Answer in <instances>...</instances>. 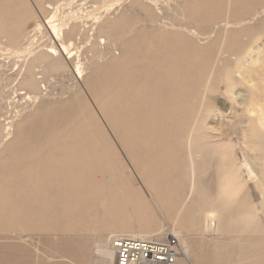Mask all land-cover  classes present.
Masks as SVG:
<instances>
[{
  "label": "rangeland",
  "instance_id": "rangeland-1",
  "mask_svg": "<svg viewBox=\"0 0 264 264\" xmlns=\"http://www.w3.org/2000/svg\"><path fill=\"white\" fill-rule=\"evenodd\" d=\"M113 1L0 0V55L28 44L35 24L57 7L60 17L83 11L72 26L81 27L89 14L114 18L104 23V63L98 65L100 52L92 48L84 54L93 64L83 82L47 73L46 100L29 108L22 99L10 102L13 64L0 68V89L8 90L0 94V125L10 123L13 134L0 152V264H95L96 243L111 245L119 228L140 225L161 226L181 247L184 239L187 264H264L257 177L241 170L219 235L194 232L192 208L184 204L193 129L200 137L194 146L234 145L222 173L210 157L195 197L217 201L219 174L229 176L231 165L246 159L259 163L257 152L247 147L243 156L241 149L251 132L245 100L264 102V69L259 64L241 85L235 58L264 45V0ZM38 37V45L51 44L47 33ZM77 43L82 49L88 41ZM228 80L237 83L235 103L227 99ZM181 252L177 264H186Z\"/></svg>",
  "mask_w": 264,
  "mask_h": 264
},
{
  "label": "bare ground",
  "instance_id": "bare-ground-1",
  "mask_svg": "<svg viewBox=\"0 0 264 264\" xmlns=\"http://www.w3.org/2000/svg\"><path fill=\"white\" fill-rule=\"evenodd\" d=\"M69 1H70V3L73 4L74 2L80 1V0H69ZM112 2H114V1L112 0ZM118 3H120V2H118ZM111 4L114 5L113 3H111ZM33 5L36 6L35 3ZM120 5L122 6L124 4L121 3V4H119V6ZM54 10L55 11L53 13H51L50 15H48L47 17H45L43 19V22H37L35 24V26L32 29V35H30L27 38L28 44H25V46H21L20 48L8 49V50H6L5 54L0 55V68L3 67L5 64H7V65L13 64L10 67V74L8 75L9 77H11L10 78L11 82L8 84L10 89H8V90H11L12 91L11 93L13 95V98L10 102H12V101L18 102L17 101L18 99H22L23 100L22 104L26 105L25 108H29L28 106H30L34 103L37 104L46 98L45 97L46 94L49 93L47 91L48 88H47L46 83H45V82H47L46 81V78H47L46 74L47 73H58L59 72L62 74V76L64 75L67 77H73V79H77V80H80L83 82L86 79V77L88 76V71L92 68L91 62L93 64V60L90 62V59H88V56H86L84 54H86L87 51H92V48L98 49V50L99 49L104 50V42H105V40H104V23H109L112 19H114L112 17L105 18L104 16H101V15L97 16V15L89 14L88 20L82 21L81 22L82 26L78 27L77 25L72 26L73 22L75 21L74 17H78V16L80 17L82 14H84L83 11H82V14L75 13V14H72L69 16L67 15L65 17L61 14L63 17L62 16L60 17L59 7L55 8ZM160 22H161V20H158V23H160ZM163 23H162V25H163ZM226 24L228 25L227 22H226ZM240 25L241 24H239L237 26L240 27ZM231 26H229V27H231ZM222 27L224 29L223 31L225 32L224 33V37H225V35H227V31H226L227 28L224 25ZM45 33H47L49 35V38L51 36V39H50L51 44L50 45H43V46L38 45V43H37V40H38L37 38H39L38 36H40L41 34L43 36V34H45ZM106 34L110 37L109 31L106 32ZM71 35L75 36L74 40L69 39L68 36H71ZM43 39H45V38L43 37ZM255 39H256V37H255ZM83 40H87L88 43H86L85 46L82 47V49H81L80 46L78 45L77 41L82 42ZM255 42L254 43L257 44V41H255ZM36 43H37V45H36ZM22 44H24V43H22ZM34 44H35V46H34ZM1 49H2V47H1ZM1 49H0V53H1ZM4 49H6V47ZM99 52H100V50H99ZM98 56H99L98 65L101 66V64L104 63V56H103L102 51L100 53H98ZM119 56L120 55L118 54L117 57L120 58L121 56L120 57ZM113 57L117 58L116 54H114ZM235 59H236L235 61H237V64L240 65V69L238 72L241 74L240 76H242V78H243V80L241 81L240 84L245 85L246 74L251 75L250 72L255 71L257 66H259V64L263 65V67L262 66H260V67H262V69H264V45L253 46L248 51H246L244 54L239 55ZM259 77H260V75H259ZM261 78H262V76H261ZM53 81H54V79H53ZM76 83H77V81H76ZM249 83H250V81H249ZM236 84H237L236 81H233V80H231V81L228 80L226 83L227 99H229L230 101H232L234 103L236 102V99H235V94H236L235 93V90H236L235 85ZM251 84H252V82H251ZM8 85L5 84L4 85L5 88H8L7 87ZM207 87H208V84H207L206 88ZM246 87L248 89H250V87H248L247 85H246ZM66 88H68V90H69L70 87L66 86ZM243 88L244 87H242V90H243ZM8 90L7 89H4V90L0 89V94L6 95L8 93ZM72 91H75V90H72ZM246 91H247V89H246ZM61 94H64V93H61ZM86 95H87V93H86ZM258 96H260V94ZM249 97H247V99L245 100V106H246V111L249 114V118H250L249 121L251 122V126H250V123H248L250 128H251V132L248 136L249 140L246 143L247 144L246 147H245V143H244V146H242L243 149L245 148V150L241 149V152L243 155V152H245L247 150L250 151V149H252L250 153H252V151H255L258 153L259 163L257 161V165H256L258 170H256V168H255L256 166H254V164L252 163L253 160L250 161L249 159H246L245 161L243 160L244 161L243 165H242V163H241V165L240 164L238 165V163L235 165H231V170H230L231 172H230L229 176H228V174L226 176L225 172H224V174H219V180L215 185V187H217L219 189V193H218L217 201H215V202H213V201L211 202L206 197V193H205V195L203 194L201 196L195 197V195L198 193V191H200L199 189L201 188V186L204 185L203 183H201L202 182L201 177L205 171V164L211 160L210 157L212 155L216 156L218 158L217 159V168L220 170V173H222L221 170L223 169L222 167L224 166L223 163L232 155V151H233L232 146H234V145L233 144L229 145L231 143L230 142L229 144H218V145H215L214 147H212V144H211V146H208V144H206V146H203V147L201 145L200 146L199 145L194 146L196 143L200 142V140H199L200 137L192 135L194 132V129L191 131V133H189L188 149H187L188 157H189V159H188L189 160V167L187 169V180H186V181H188V191L186 192L187 196L185 198L184 204L185 205L189 204L190 207L192 208V210H190V217L193 219V221H191V225H192L191 227H193L194 232H196L198 235H204V234L207 235V234H216V233H217L216 235H219L221 233V225H222L221 221L223 219V214H224L226 209H229V208H227L229 203L230 202L235 203L236 198H237L236 196H238L236 188H237V185L239 184V176H240V172L242 169H244V171L246 173L245 176H248L250 179L251 178L257 179L258 178L256 180V184L254 186L257 187L258 190H260L261 197L264 196V141L260 140V135L262 133H264V102H262L260 100H259V102L254 101V100H250ZM52 98H54V97H52ZM202 100L204 101V97ZM239 100H242V99H239ZM0 105H2V104H0ZM21 105H19V106H21ZM34 108H35V106H34ZM19 116H20V114H19ZM13 118H14V116H13ZM8 120H9V118H8ZM13 121L16 122L15 120H13ZM247 122H248V120H247ZM12 123L13 122H11V124ZM13 124H15V123H13ZM195 125H196V123H195ZM198 128L201 129L200 126ZM11 135H13V134H12V125H10V123H8L6 126L0 125V152L9 143L10 139L12 138ZM245 137L246 136H244V138ZM192 142H194V143H192ZM194 147H196V148H194ZM247 147L248 148L250 147V149H247ZM235 148H237V147H235ZM254 155H255V153H254ZM245 156H246V154H245ZM243 158L245 159L246 157H243ZM256 160H257V158H256ZM225 163H227V162H225ZM224 168H225V166H224ZM258 173H259V176H258ZM241 181L243 182V180H241ZM238 192H240V191H238ZM149 195H151V194H149ZM214 199H216V198H214ZM234 199H235V201H234ZM263 202L264 201H262V203ZM263 209H264V205H263ZM246 215H247V213H246ZM252 216L254 217L255 215H253V214L250 215V213L248 214V218L252 217ZM237 218H238V216H237ZM242 218H240V219H242ZM245 220H248V219H245ZM247 222H245V223H247ZM223 223H224V221H223ZM249 224L250 223H248V225ZM176 229H178V231ZM176 229H174V233H176L179 236V238L182 239V235H181L182 230L179 228H176ZM162 230H163V228L161 226H156V225H140L138 228H133V227L119 228L118 231H116V232H119L121 234L114 235L111 237V245L108 243L104 244L103 242L96 243V248L99 252V255H98V259H97L95 264H115L116 263V252H115V248L113 245V241H115L117 238L122 237V236H132V237H138V238H143V239H161V238L165 237V235H163L161 232ZM206 235L204 237L203 236L202 237L205 238ZM207 237H208V235H207ZM251 239H252V237H251ZM183 240H182L181 250L184 251L183 262H185L187 264L189 262L191 250L189 247L190 244H187V242H185V240L183 242ZM251 242H252V240H251ZM214 245H216V244H214ZM246 246H247V244L245 245V247ZM224 247H225V245H224ZM215 248H216V251L219 250V248H217V247H215ZM240 248L241 247H239V249ZM255 248H256V246H255ZM202 249H203V247H202ZM240 250H242V249H240ZM192 252H193V250H192ZM246 252H248V251H246ZM256 253L257 252H255L254 255H256ZM262 254H264V253L262 252ZM260 256H261V254H260ZM248 257H250V256H248ZM261 258L263 259V257H261ZM244 260H247V257ZM248 261H250L249 258H248ZM241 262H242V260L240 261V264H241ZM261 262L262 261H260V263ZM246 263L249 264L250 262H246ZM253 263L254 262H252V264ZM243 264H245V263L243 262ZM254 264H257V263H254ZM258 264H259V261H258Z\"/></svg>",
  "mask_w": 264,
  "mask_h": 264
},
{
  "label": "built area",
  "instance_id": "built-area-1",
  "mask_svg": "<svg viewBox=\"0 0 264 264\" xmlns=\"http://www.w3.org/2000/svg\"><path fill=\"white\" fill-rule=\"evenodd\" d=\"M113 245L115 264H177L182 256L180 241L175 236L161 239L122 236Z\"/></svg>",
  "mask_w": 264,
  "mask_h": 264
}]
</instances>
